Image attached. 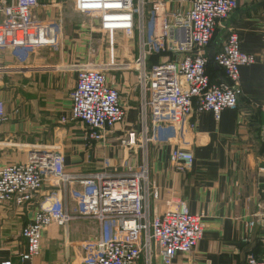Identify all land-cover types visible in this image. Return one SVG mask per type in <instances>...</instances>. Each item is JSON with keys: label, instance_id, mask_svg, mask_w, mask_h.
Returning a JSON list of instances; mask_svg holds the SVG:
<instances>
[{"label": "built area", "instance_id": "built-area-1", "mask_svg": "<svg viewBox=\"0 0 264 264\" xmlns=\"http://www.w3.org/2000/svg\"><path fill=\"white\" fill-rule=\"evenodd\" d=\"M240 1L73 0L76 13L89 19L94 33L104 36L101 43L107 46L109 62L71 66L77 74L76 84L69 114L60 117V124L86 126L82 140L87 147L105 143L107 134L125 124L127 109L121 105L119 90L108 84L106 72L111 68L136 74L139 115L118 139L122 156L127 153L118 165L106 159L98 172L68 174L60 149L44 146L30 150L26 161L0 168V205L31 203L49 180L65 193V204L55 198L22 229L27 245L23 260L39 256L47 228L65 227L74 219H93L101 226L99 236L83 245L85 264H173L177 254H192L202 240V218L191 215L181 200L155 213L150 204L158 201L160 191L148 179L147 149L162 131L163 139L175 142L171 169L184 175L194 161L187 138L195 127L191 119L210 112L218 122L224 110H236L240 68L264 63V53L242 52L240 37L229 29L221 50L212 57L214 65L224 71L225 81L211 83L206 49L220 22L237 10ZM50 6L54 15L41 20L38 0H0V70L1 56L8 49L19 62L40 49H62L64 11L57 4ZM154 56L159 61L150 64ZM6 121L0 101V135ZM139 150L140 163L132 164L130 159ZM68 199L75 203L72 210L67 207ZM254 218L264 221V208ZM254 224H248L249 231ZM246 264H264V259L250 255Z\"/></svg>", "mask_w": 264, "mask_h": 264}, {"label": "crops", "instance_id": "crops-1", "mask_svg": "<svg viewBox=\"0 0 264 264\" xmlns=\"http://www.w3.org/2000/svg\"><path fill=\"white\" fill-rule=\"evenodd\" d=\"M38 1L41 20L54 15L50 4L65 9L62 0ZM68 1L73 4V0ZM169 8L173 9V4ZM66 20L61 50L40 49L24 62L9 49L1 56L0 101L7 121L1 127L0 168L24 162L30 150L44 146L60 149L68 174L90 175L100 171L106 159L115 166L127 157V153L122 156L118 139L135 125L139 115L140 89L134 72L113 68L106 72L108 84L119 90L127 116L122 127L107 134L105 143L93 142L87 147L82 140L86 126L60 124V117L69 114L70 95L76 84L77 74L71 66L85 60L95 65L109 62L99 36L86 23L80 21L76 30L78 24L69 27ZM229 29L240 37L242 52L264 53V0H241L237 10L220 22L206 49L209 58L221 50ZM123 45L131 47L125 42ZM211 70V83L225 81L223 70L215 65ZM240 86L237 109L224 110L220 121L210 112L191 119L195 127L187 138L194 161L188 173L182 175L171 169L170 152L175 142L169 144L163 139L162 131L148 146V179L160 191L152 206L155 213L181 200L191 215L201 216L205 226L192 254H177L173 264H246L250 255L264 259V221L254 218L260 207L264 208V63L241 67ZM131 158L132 164H139L141 151ZM58 197L65 204V193L49 180L31 203L23 207L0 205V264H85L83 245L101 232L100 224L93 219H74L65 227L47 228L39 256L22 259L27 246L22 229L42 206ZM67 207L74 209V201L68 199ZM250 222L255 223L251 231L247 227Z\"/></svg>", "mask_w": 264, "mask_h": 264}, {"label": "rangeland", "instance_id": "rangeland-1", "mask_svg": "<svg viewBox=\"0 0 264 264\" xmlns=\"http://www.w3.org/2000/svg\"><path fill=\"white\" fill-rule=\"evenodd\" d=\"M62 1H64V2H66L65 3V9H64V19H67L68 20V23H69V27H72L71 26V24H78V26L76 27V30H79L78 29V27H80V21L81 22H84V23H86L88 26H89V30H90V25L91 24H89L90 22H89V19L88 18H83V17H81V16H79L77 13H76V11H75V9H74V6H73V4L72 3H70V1H68V0H62ZM71 4H72V6H71ZM69 12V13H68ZM68 14V15H67ZM66 20V21H67ZM76 20H77V23H76ZM93 34V33H92ZM96 34V33H95ZM97 36H99V38H100V40H101V42L104 40V36L102 37L101 35H98V34H96ZM64 33L62 34V40L64 39ZM95 37V36H94ZM96 39V38H95ZM96 40H98V39H96ZM64 41V40H63ZM103 43V42H102ZM107 46H106V44L104 45V50H106L107 51V48H106ZM97 49V48H96ZM105 51V52H106ZM108 52V51H107ZM98 56H96V58H97ZM76 64H78V65H85V66H87V65H93L94 63H90L89 62V60H85L84 62H80L79 63V61L76 63ZM105 64V63H104ZM214 64V63H213ZM219 69V68H218ZM220 70V69H219ZM237 109V108H236ZM102 169V168H101ZM151 206H153V202H151V204H150Z\"/></svg>", "mask_w": 264, "mask_h": 264}, {"label": "trees", "instance_id": "trees-1", "mask_svg": "<svg viewBox=\"0 0 264 264\" xmlns=\"http://www.w3.org/2000/svg\"><path fill=\"white\" fill-rule=\"evenodd\" d=\"M157 59H158V56H154V57L150 58V64H154V63L158 62ZM212 65H214V64H213L212 57H211V58H209V60L206 64V70H207V74L209 75V78H211V74L213 73V71L211 70ZM240 98H241V95L239 96V99ZM239 99H238V101H239Z\"/></svg>", "mask_w": 264, "mask_h": 264}]
</instances>
